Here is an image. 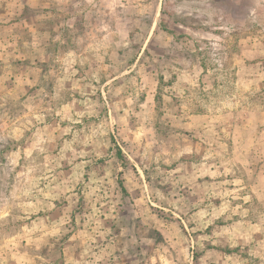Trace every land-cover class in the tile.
<instances>
[{
	"label": "rangeland",
	"instance_id": "1",
	"mask_svg": "<svg viewBox=\"0 0 264 264\" xmlns=\"http://www.w3.org/2000/svg\"><path fill=\"white\" fill-rule=\"evenodd\" d=\"M0 264H264V0H0Z\"/></svg>",
	"mask_w": 264,
	"mask_h": 264
},
{
	"label": "trees",
	"instance_id": "2",
	"mask_svg": "<svg viewBox=\"0 0 264 264\" xmlns=\"http://www.w3.org/2000/svg\"><path fill=\"white\" fill-rule=\"evenodd\" d=\"M117 154L120 155L121 154V151L120 150H117Z\"/></svg>",
	"mask_w": 264,
	"mask_h": 264
}]
</instances>
